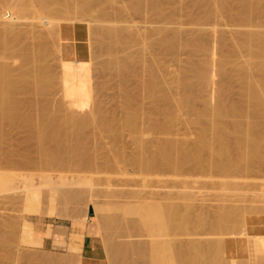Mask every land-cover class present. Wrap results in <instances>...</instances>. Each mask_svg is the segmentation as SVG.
Returning a JSON list of instances; mask_svg holds the SVG:
<instances>
[{
	"label": "rangeland",
	"instance_id": "374dc122",
	"mask_svg": "<svg viewBox=\"0 0 264 264\" xmlns=\"http://www.w3.org/2000/svg\"><path fill=\"white\" fill-rule=\"evenodd\" d=\"M159 1H161V4L164 8L163 15L151 11L148 14V16H143L139 13L134 12L133 10H129L126 12L123 19L117 20V23L123 25H131V28L137 26L143 32H146L151 27H155V26L156 27L164 26L170 29L175 28L176 30L179 29L178 31L181 30L183 34H185L184 39L186 41L183 40L185 42H188V40L201 33L207 35L209 33L208 31H210L211 33L212 31L220 30L224 34L225 37L224 42L217 41L213 45L214 48L217 47L215 48L216 51L219 50L217 52L218 54L221 52L219 55H223L222 51H224V53H226L227 51L230 52L233 50L234 47H236L234 49L238 50L237 53L243 51V53L238 54L240 58L237 55L239 61L241 59L244 61L246 58L251 60L252 57V55L250 54L251 52L244 50L243 47L242 49H239V47H237V42H236L238 40L234 39L236 33L238 35V32L241 30L242 27L240 25L243 22V20L239 18L240 16L237 13H235L237 12L236 9L238 10V8H236L235 6L236 5L238 6L240 4L239 0H229V5L230 7H232L231 10V12H233L232 14L224 12L221 13V15L216 14L214 16L207 15L208 9L218 8L219 4L216 3L214 0H181V1L159 0ZM12 2H14V0H10V1L0 0V15H4L2 18H0L1 21L10 22L9 19L13 16V14L12 11L8 12L5 6L7 7L9 3L13 4ZM125 2L128 3L129 0L116 1L115 5L118 6L123 5L125 4ZM263 2L264 1L261 0V4H263V6L261 5V7L263 8H261V11L257 15L254 23L245 27V29L259 30L263 33L264 36V3ZM106 3L108 2H105V4ZM111 5L113 8L111 7ZM106 6L109 7V11L111 13H115L116 10L119 8L118 6L116 7L114 6V2ZM175 7L176 8L179 7L180 11L178 12V14H175L174 17L168 16L169 14L174 15L172 12L177 10L175 9ZM96 13H98L97 9L93 11V14L96 15ZM236 14L238 16H236ZM30 21H31L30 19L29 20L22 19L21 21H18V23L20 24L22 22L21 24L22 29L19 26L18 29H20V32L17 31L18 32L17 34L22 35L21 38L27 40L31 48L38 49L41 47L44 40L42 38L40 39V37L37 35L39 34V32L41 33L45 30V25L43 26L40 24L34 27V25L29 24ZM134 23L136 25H132ZM74 24L77 25L78 31L80 32L79 42L82 43L84 46L82 47V54H83L82 57H80L81 54L77 52L75 53V52L63 50L62 53H60L61 55L63 54L62 55L63 59H62L60 58L61 55L58 56L59 53L57 54L54 52V54L57 55L55 56L54 54L51 55L52 53L51 52L49 54L50 56L48 55L47 57V64L50 67H52L51 69L55 71V73L58 76L57 80L59 81L60 80L63 81L62 77L64 76L71 77L74 80L78 79L81 73H83L82 76H85V78L83 77V84L87 87V91L88 89H90L92 93L91 91L87 92L86 89L83 88L80 89L81 87H79L77 83L71 84L68 88H66L65 87L66 85L62 87L64 84L61 85V83L58 81L60 85L59 84L57 85H59L61 88L58 87L57 88L60 89L61 91H64L66 89L64 94L66 93L67 95H65L66 96L65 97L64 94L61 93V91L59 90H57L56 92L54 91V94L56 93L55 96H59L60 94H63L64 97L62 96V98H65L64 99L65 105L63 106L64 109L62 111L67 112V114L63 112L62 115L64 116L72 115V113L74 114V116H79L80 115L78 114L79 111L86 110L87 108L95 114L94 115L95 119L93 118L92 121L86 127H84L81 132L84 136L83 147L88 154L85 156L87 158V156L90 155L88 158L90 160L94 158L93 160L95 164L92 167L83 166L82 164L80 165V163L78 162L79 161L78 157L73 158L71 153L69 154V152L66 153L67 154L66 157L65 155L63 157V160H65V162L62 161L61 164L57 163L58 165L55 164L54 166L52 165L40 166L32 163H25L23 158L24 154L31 153V155L33 156L38 155L37 149L39 143L36 140L31 139L30 129L28 128V126L24 124L21 125V123H18L15 124L14 126H9L8 128L6 127V130L4 129L5 131L4 137L2 140H0V264H109V263L110 264H126V263L127 264H134V263L136 264L137 263L138 264L140 263L141 264H196V263L206 264L205 262L209 264L208 262L209 260L211 264L212 263L215 264V262L217 263L218 261L220 262L219 264H224L225 262H226L225 264H229V263L231 264L232 261L230 262V260H232V258H234L232 264H236V262L237 264H256V263L264 264V255H262L264 254V245L262 246L260 245V244H264V238H263L264 237V209H263L264 208V163H263L264 160L261 159L260 162L261 164L259 163L260 164L259 166L256 165L257 167L255 169L253 168L252 169L253 171L252 170H250L251 172L247 171V174L246 171H244L245 174H238L242 178L240 176H237L236 174L237 172H236L234 175L237 177V179L240 178L241 181L240 180L238 181L242 182L243 184L241 183L242 184L241 185L239 182L234 181L233 184L237 182L235 186L232 184L234 187L228 186L227 188V186L221 183V179L224 178L223 177L224 175L220 172L218 173L216 172L217 174L214 173L213 179L212 176L210 175L204 176L202 173H199L198 175L195 174L197 177H200L199 180L202 181L200 182L198 181V183H195V186L193 188H190L191 190H193L192 191L194 194L193 197L195 199L193 200L194 203L192 202V205L193 204L194 205L193 207L191 206V208L185 207L186 206L185 202L187 201L189 202V200L181 198L182 195H180V192L185 191V188L184 189L183 187L181 188L180 187L181 185H179V183L177 182L176 184L174 181L171 180H169V182H165V180L163 179V178L171 179L174 174L172 173V171L169 172V170L171 169L166 168L165 166H161L164 169L159 167L157 173L155 171L154 173L152 172V174L154 175L158 174L157 176H153V178L156 177L154 178L156 181L153 179V181L150 183L152 185L149 184L150 186H147L148 185L147 182L146 185L147 187H146L144 184H142L143 182L141 179L143 178L142 176L144 175L150 178V176H152L151 172H147L148 174L146 175L144 174L146 172L142 173L140 169L138 170V168H136L133 164L131 165L128 161H126V159L132 157L133 154L137 152L138 147H137V143L135 142L131 134L129 127L125 126L123 122L125 119L124 118L125 106L123 105L124 101L122 102V100L124 99L125 91L122 89H124V84H128L126 85V88L130 86L129 90L131 88L136 89L137 81L139 82L138 77L140 75L143 77L144 76L148 77V73H147L148 71L146 70L147 67L142 62L141 63L139 62V64L137 63L138 65L136 67L137 70L135 69V73L139 72L137 73L139 76L138 77L135 76L137 74H135L133 71L134 74L131 72L133 76L131 73H129L127 76L124 75V78L123 76H121V74L115 71L116 69L114 70V72H113V68L105 69V67H103L104 66L103 60L104 59L107 60L108 58L106 59V56L107 57L109 56L107 54H103L102 52H100L102 46L101 44H99L98 39L96 37H93L91 34H89L86 23L74 22ZM23 28L25 31L23 30ZM40 29L43 31H41ZM33 30L35 32L37 31L38 34L36 33V35L33 36L32 35ZM239 36L240 35H238V37ZM60 37L64 38L61 35ZM238 37L236 38L238 39ZM48 40L50 39H47V43L49 42ZM51 41L52 40H50L48 45L53 48L52 46L53 43ZM262 41H264V39ZM87 47L90 50H92V53H90V55H89V49ZM263 47H264V42L261 48ZM229 48H231L232 50L231 49L229 50ZM190 49L192 48L190 47ZM190 49L189 48L184 49L180 54H178L179 60L176 59L177 57L175 56L171 57V54L169 56L164 55L165 57H162L163 54H161L160 56V53L156 46L152 47V50L149 49L153 51V53L155 54L157 53V58L156 56L155 58L158 59V61L160 59V62L162 63L160 64L162 66L160 64L159 65L161 68L164 67V70L162 69V72L164 71L163 76L165 75L163 78L167 79V81L164 82V84H166V88L168 85L167 91L170 88L173 91L172 93L173 94L175 93L174 94L175 96L177 95L176 97H179L180 94L184 92V90L180 88L178 81L180 77L179 75H182L181 74L182 70H184L183 74L185 70H187L188 73L193 72V71H189L195 65L194 62L191 60L195 61V59H199L202 57L200 55L202 54L201 52H198L197 54L194 53L196 56L191 55L193 53V49L192 51H190ZM93 50L95 51V53ZM260 51H261L260 55L256 58V60L257 61L261 60V63H263V65L260 63V66L262 65L261 67H263L264 54L262 53H264V48L263 50ZM65 53H67V55ZM83 56L88 60H90L91 66L89 69L88 66H84L85 59ZM193 56L195 58H193ZM58 57L60 58V60L62 59L63 62L58 60L59 59ZM101 57L104 59L102 60ZM174 57L175 59H173ZM12 63L14 68L16 67L18 68L20 62L16 61L15 64L14 62ZM212 65H211V69H213L212 70L213 72L215 71L214 75L216 77L218 76V79L220 80L222 77L218 75L217 72L219 71L218 67L215 66V64L213 65L214 67ZM260 66L259 68H261ZM81 67H85V71L84 68L81 69ZM189 67H191V69L188 70ZM78 68H80L79 69L81 71L80 74ZM233 69H235V71ZM256 69L257 68L255 67L254 71ZM262 69L264 70V67L260 69L261 72L260 70L257 69V72L254 73L255 77L258 74L256 79L258 77L261 78L263 76L262 74H261L262 76L259 75L260 73H264ZM70 70L73 71L74 73L71 72ZM236 70L237 67L236 68L230 67V69H228L229 74L221 79L222 84L228 87V90L226 92L229 94V96L228 94L225 93L226 94L225 97L227 96L225 99L227 101L234 100L236 102L237 101L239 102L244 99L240 95L242 91L241 90L242 86L240 85H243L241 84L243 82L242 81L243 72L241 71L239 72L240 69L237 71ZM115 72H117L118 74H116ZM73 74H75L74 75L75 77H72ZM126 80L128 81V83ZM62 88L65 89L62 90ZM132 89L131 91L134 90L133 92H135V89L133 90ZM85 93L86 95H84ZM209 93H211V90L208 88V90L205 89L203 95L207 96L209 95ZM88 97L89 99H87ZM198 99L195 101L194 110H192V108H188L189 110L187 108L178 110L176 104L173 103V105H175L173 106V109H175V111L178 110L179 112L178 111L175 112L176 118L174 119L176 121L172 120L170 122V120L167 119L168 117H166L167 115L165 116L163 113L159 114L161 112L155 114L156 111H153L154 104H156L155 102L149 99H147V101L146 99H143L142 102V98H141L140 104L142 103L141 105H143V103L145 102L143 106L145 108V112H149V114L152 112L151 114L154 113V117H155L154 118L152 117L153 115L152 116L150 115L152 118H148L147 116L148 113H147L146 115L147 117L145 118L147 120H145V123L143 124L144 127H147V123L149 122L151 123L153 119H157L155 121L158 123L161 121L160 124L165 123L166 120L168 122L169 120V122L172 124L171 125L169 123L170 128L168 131L165 132L160 130L158 126H156L158 128L157 130L155 126H154L155 127L154 130L153 128L150 129L152 131L144 130L142 134L143 139L147 142L149 141V143H152L158 140V138L157 140L156 139L154 140L155 137L160 136L161 138L162 137L168 139L171 138L173 140L175 139L178 141L182 139L183 141L190 143L192 147L195 146V143H197L199 139L198 133L200 131L202 123L201 121L196 122L198 119L195 121V118H197L196 117L197 114L194 115V113H196L195 111L197 108H198L197 110H200L203 109L205 106V105L203 106L204 100L200 98ZM23 108L26 109L27 107L23 106ZM23 108H22V112L24 113L25 110ZM22 112L20 113L22 114ZM100 117L105 118L104 120L108 119L114 121L113 131H102V128L98 124V119ZM158 119H160V121ZM261 124H262L261 128H263V132L262 130L261 132L264 137V116L262 118ZM117 133L119 134L116 135ZM117 147L122 150L124 155L122 156L118 155ZM263 149L261 150V153L264 151ZM206 157H208V154H206ZM119 158L122 159L123 162L118 164L116 163V160ZM261 158H264V156ZM20 159L22 160L20 161ZM75 159H78V161H75ZM56 168L57 169L60 168V169L57 170ZM244 172L241 171L240 173H244ZM160 176L161 178L162 177L163 178L161 179ZM159 178L161 180L158 181L157 179ZM136 181L137 183L139 182L140 184L139 183L137 184ZM212 181H216L217 185L215 182ZM236 185L240 187L238 188ZM196 188H197V192L195 191ZM262 190L263 193L261 192ZM171 193L172 196L174 195L173 197L171 196ZM37 194H41V195L43 194L42 195L44 197V198L42 197L43 201H37L35 199L38 196ZM48 194L50 195L49 199H48ZM92 194L93 196H91ZM176 194L180 195V198L176 196ZM86 195L87 196L90 195L88 199ZM167 196H168V200H167ZM90 197H92V200L89 199ZM45 198H47V200ZM169 199L170 202H174L177 205L179 204L178 208H180V210L178 213L179 215L177 214L178 215L177 217H174V215L176 216V213H174V215L169 213L168 217L167 215L165 217V215L163 216L157 214L152 215L144 212L145 208L148 207L149 204L159 201L166 202L165 200L169 202ZM138 200L139 201L142 200V203L139 202ZM225 203H227L228 205L226 204L225 206L224 205ZM246 205L248 208L246 207ZM184 207L186 209H184ZM181 208L184 209V211H182L183 215L181 212V210L183 209ZM130 209L133 210L134 212L129 211ZM139 209L141 213L139 212ZM190 209H192L193 211L192 210L190 211ZM89 210H90V215L88 212ZM185 210H189V211L186 212ZM199 214L201 217L199 216ZM204 215H206L207 218ZM130 216L131 217L134 216V217L131 218ZM135 216L138 217L137 219H139L140 221L137 219H133L135 218ZM173 217L176 218V220ZM179 217L180 219L178 220ZM201 218L202 219L204 218L203 220H205L206 222L203 221ZM131 220L133 222V225ZM133 220H135V222ZM125 221H127V223ZM57 222H64L71 228V230L69 231L70 236H69V241L67 242L68 243L67 246L51 249L45 246L44 242L43 245L38 246V245L30 244L28 243V241L25 242L26 238L22 240L24 238L23 229L25 225H28L30 228H33L34 230L37 231L50 230L51 234H48L46 236H51L53 232V225L57 224ZM178 222H180L181 224L180 223L177 224ZM195 222L196 225L198 224L199 225L198 226L194 225ZM138 223H142L140 225L145 227V229H143V227L141 228V226L138 225ZM16 224L17 225L19 224L18 227ZM178 225L181 226L179 227ZM193 226H195L196 228L195 227L193 228ZM75 227L80 228L82 232L75 231L76 230ZM141 229L144 230L146 233L144 231L142 232ZM208 231L211 233H209ZM86 233L95 234L96 236V241H95L96 249L93 251L91 255L92 257L90 258L85 256L82 248L84 236ZM257 235L260 236L258 237ZM147 237L148 240L150 239L149 241L146 239ZM106 240H107V244L105 243ZM194 241L196 244L194 243ZM202 241H205L207 245L204 242L203 244L200 243ZM175 242L178 243L179 246L175 244ZM211 242L214 245H211L212 244ZM173 243L175 244V247L173 246ZM184 243H186L187 245ZM190 243H192L193 246ZM208 243L210 244V246ZM135 244H137V246L139 245V247H137ZM183 245H185L186 247ZM257 245H259V247H257ZM115 246L116 247L118 246V248H116ZM182 246L184 251H181ZM178 247H180L179 248L180 250L178 249ZM191 247H193L192 249L195 252L194 251L192 252ZM194 248L196 250L198 249V251H196ZM210 248H212V250L214 251L212 252ZM120 250L122 252H120ZM129 250L130 253H133V255L135 256L131 254L130 255L131 258H130L129 255H127L126 253V251L128 252ZM133 250L134 252H137V254H134ZM209 250H211V252ZM124 251H125V256L122 255ZM233 251H235L236 253H234ZM114 252L115 253L120 252V253L117 255V253L115 254ZM198 252L199 254H197ZM230 252L233 253L235 256L232 257L233 254H230ZM180 253L183 255H181ZM211 253H213L214 255H212ZM256 253H258L257 255H259L258 256L259 258L256 257ZM107 254L109 255V257H107ZM201 255H204L203 260H201L202 259ZM224 255L227 256V257L225 256L226 259H224L225 258ZM208 256H210L209 258L214 257L211 258L212 261L211 259L208 258ZM220 257L223 258L221 259ZM120 258H122L123 260ZM135 258H137L136 261H134ZM206 258L209 260H207ZM217 258H219V260L215 261V259ZM139 259H141V261ZM132 260L134 262H132ZM182 260H184L183 263ZM256 260L259 262H257Z\"/></svg>",
	"mask_w": 264,
	"mask_h": 264
},
{
	"label": "bare ground",
	"instance_id": "6f19581e",
	"mask_svg": "<svg viewBox=\"0 0 264 264\" xmlns=\"http://www.w3.org/2000/svg\"><path fill=\"white\" fill-rule=\"evenodd\" d=\"M116 1H119V0H14V2H12L13 4L9 3V5L7 7L5 6V8L8 12L12 11L13 16L11 18L9 17L10 22H7V21L4 22V21L0 20V26H1L0 27V140H2L4 137V133H5L4 129L6 130V127L8 128L9 126H14L15 124L21 123V125L24 124V125L28 126V128L30 129L31 139L36 140L39 143V146L37 149L38 150L37 153L39 156L34 155L36 157L35 158L33 155H31V153L24 154L23 158H24L25 163H32V164L40 165V166H48V165L54 166L57 163L61 164L62 161L65 162V160H63V157H64V155L66 157V155H67L66 153L69 152V154L71 153L73 158L78 157L79 161H78V159H75V161H78L80 163V165L82 164L83 166H88V167L94 166V164H95V162L93 160L94 158L92 160H90V159H88L90 155L87 156V158L85 156L88 154H87V151L83 147L84 136L81 132H82L83 128L86 127L92 121L93 118L95 119V117H94L95 114L87 108L86 110L79 111V113H78V114H80L79 116H74L73 113H72V115H69V116L68 115H65V116L62 115V113L65 112V111H62L64 109L63 106L65 105V103H64L65 98H62V96H63L64 92L66 91V89L62 88V90L65 89L64 91H61L60 89H58V88H61L59 86L60 84L58 83L59 80H57L58 76L55 73V71L53 69H51L52 67H50L47 64V57L51 52H52L51 55L54 54V52H55L57 54L59 53L58 56H60L61 55L60 53H62L63 50H67V51H71V52H75V53L77 52V53L81 54L80 57H82V55H83L82 54V47H84V46L82 43L79 42L80 32L78 31L77 25L74 24V22H79V23L84 22L87 24L89 34H91L93 37H96L98 39L99 44H101L102 48H101L100 52H102L103 54H107L109 56V57L106 56V59L108 58L107 60H105L104 58L101 57L102 60L104 59L103 60V63H104L103 67H105V69H107V68L112 69L113 68V72L116 69L115 71H117L119 74H121V76H123V78H124V75L127 76L129 73H131V72L133 73V71L135 73V69L137 70L136 67L138 66L137 63L139 64V62L140 63L142 62L147 67L146 70L148 71L147 72L148 77L147 76L143 77L141 75H140L141 76L140 77L137 74V73H139L137 71H136L137 73H135V74H137L135 76L140 77V78L138 77L139 82L137 81V85H136L137 88L136 89L133 88V89H135V92H133L134 90L132 88L131 89L133 91H131V89L129 90L130 86L128 88H126V85H128V84H124V89H122L125 91V93H124L125 96H124V99L122 100V102L124 101V104L123 103L122 104L125 106V108H124V110H125L124 111V116H125L124 118L125 119L123 118L124 119L123 122H124L125 126L129 127L131 134H132L135 142L137 143V147H138L137 152L135 154H133L132 157H129L128 159H126V161H128L131 165L133 164L136 168H138V170L140 169L142 171V173L146 172L144 174L147 175L148 174L147 172H151V175H152V176H150V178L145 176L144 174H143L144 176L141 175L143 177L141 179L143 182L142 184H144L146 186L147 182H148L147 186L152 185L150 183L153 181L154 178H156V177L153 178V176L158 175V174L154 175V174H152V172L154 173V171H155L157 173L159 167L165 166L166 168L171 169V170H169V172L172 171V173H174L173 177L171 179H168V178L166 179L163 177L162 178L165 180V182H169V180H171V181H174L175 184H176V182L179 183V185H181L180 186L181 188L182 187H183V189L185 188V191H183V192L181 191L180 195H182L181 198L189 200V202L187 201L188 204H187V202H185L186 206L184 204V206L188 207V208H191V206L193 207L194 204L192 205V202H193V200H195L193 197V195H194L192 192L193 190H191L190 188H193L195 186V183H198V181L199 182L202 181V180H199L200 177H197L195 174L198 175L199 173H202L204 176L210 175V176H212V179H213V174L216 172L217 173L220 172L224 175V176L222 175L224 178L221 179V183L223 185L227 186V188H228V186L234 187L235 184L237 182H239L238 180L241 181L240 178L237 179V177L234 175L236 172H237L236 173L237 176H240L238 174H245L244 171H246V174H247V171L249 172L250 170H252L253 168L255 169L257 166H259L261 164L260 163L261 159L264 160V158H261L264 156V154H263L264 151L261 153V150L264 147L263 146L264 137L262 134L263 128H261L262 127L261 126L262 125L261 124L262 118L264 116V78H262V77H264V73L259 74L260 76L263 75L261 77L262 79L260 77H258L256 79L258 74L256 77L254 74L255 72H257V69L260 70L261 68L264 67V66L261 67L263 65V63H261V60L260 61L256 60V58L260 55V52H261L260 50H263V48H264V47L261 48V46L264 42V41H262L264 39L263 38L264 36H263V33L259 30L245 29V27L254 23L257 15L261 11V8H263V7H261V5L263 6V4H261V0H239L240 4L238 6L237 5L235 6L236 8H238V10L236 9L237 12H235V13H237L240 16L239 18L243 20V22L240 25L243 29L241 28V30L238 32V35H240L239 37L236 33L234 39L238 40L236 42H237V47H239V49H242V47H243L244 50L250 51L251 53L250 52L249 53L252 55V57L250 56L251 60L246 58L244 61L242 59L239 61V59H238V56H239L238 54L243 53V51L239 50L242 52L237 53L238 50L234 49V48H236L234 46H233L234 47L233 50L231 48H229V50L231 49L232 51H230V52L227 51L228 53L227 52L224 53V51H222L223 55H219L221 52L219 54L217 53L219 50L216 51L215 48H217V47H215V48L213 47L214 43H216L217 41L224 42V38H225L224 34L220 30L212 31L211 33H210V31H208L209 33L207 35L201 33L197 36H194L190 40H188V42H185L186 41L184 39L185 34H183V32L181 30L178 31L179 29L176 30L175 28L170 29V28H167L164 26H157V27L155 26V27H151L146 32H143L137 26L134 28H131V25L118 24L117 20L123 19L126 12L129 10H133L134 12L139 13L143 16H148V14L151 11L154 13H158V14L163 15L164 14V8L161 4V1H159V0H129L128 3L125 2V4L119 5V6L115 5ZM214 1L219 4L218 8L217 9H212V8L208 9L207 10L208 16H214L216 14L221 15V13H224V12H227L229 14L233 13V12H231L232 7H230V5H229V0H214ZM262 1H264V0H262ZM105 2H108V3L105 4ZM113 2H114L115 7L116 6L119 7L118 9L116 8L117 10L115 13H111L109 11V7L106 6V5H110V3H113ZM112 5H111V7H112ZM179 7L178 8L175 7V9H177V10L172 12L174 15L169 14L168 16L174 17L175 14H178V12L180 11ZM95 9L98 10V13H96V15L93 14V11ZM237 14H236V16H238ZM3 16L4 15H0V18H2ZM87 17H89V18H87ZM22 19H24V20L30 19L31 21L29 22V24L34 25V27L37 25H40V24L43 26L45 25V30H44V28H43L44 31L40 29L43 32H41V33L39 32V34L37 33V31L36 32L34 30L32 31L33 36H35L37 33L38 34L37 36H39L40 39L42 38L44 40V42L42 43L40 48H38V49L31 48L29 43L27 42V40L21 38L22 35L17 34L18 32H20V29H18V27L20 26V28H21V24H22V22L20 24V23H18V21H21ZM24 22H23V24H24ZM92 22H94V23H92ZM132 25H136V24L134 23ZM39 27H41V26H39ZM23 30H24V28H23ZM32 35H30V36H32ZM60 35L63 36L64 38L60 37ZM236 37H238V39ZM47 39L52 40L51 42L53 43V45H52L53 48L48 45L50 40H48L49 42L47 43ZM183 40H185V41H183ZM236 42H234V43H236ZM90 45H89V48H90ZM155 46L158 48L160 56H161V54H163L162 57H165L166 55L169 56L171 54V57L175 56V57H177L176 59H178V60H179L178 54H180L184 49H188V48L190 49V47L193 49V53L191 55H195L198 52H201L203 54V55L200 54L202 56L201 58L195 59V61L197 60L196 62L194 60L190 59L191 61L194 62L195 65L192 69H191V67H189L188 70L191 69L189 71H193V72L188 73V71L185 70V72L183 74L184 70H182V73H181L182 75H179L180 76L178 79L179 86L181 89L184 90V92L182 94H180L179 97H176L177 95L175 96L174 95L175 93L173 94L172 93L173 91L170 88H169V90H171V91H169V90L167 91L168 85L166 88V84H164V82L167 81V79L163 78L165 75L163 76L164 71L162 72V69L164 70V67L161 68L160 65L162 63L160 62V59H159V61H158V59H156L157 53L155 54V53H153V51H151L152 47H155ZM149 49H151V50H149ZM153 49H155V48H153ZM192 49H190V51H192ZM71 52H69V53H71ZM90 53H92V50L89 49V55H90ZM94 53H95V51H94ZM65 54L67 55V53H65ZM98 54H99V52H98ZM262 54H264V53H262ZM54 55L57 56L56 54H54ZM62 55L60 56V58L63 59ZM155 56H156V58H155ZM241 56H242V54H241ZM175 57L173 59H175ZM198 57H199V55H198ZM60 58L58 60H60ZM193 58H195V57L193 56ZM239 58H240V56H239ZM9 59H11V60H9ZM62 59L60 61L63 62ZM84 59H83L85 62V64L83 62L84 66H88V69H89L91 66L90 60H88L85 57H84ZM258 60H259V58H258ZM11 61L14 62V64L16 61H19L20 63L18 65V68L17 67L14 68L13 63ZM258 62H259V64H258ZM262 62H263V60H262ZM260 63L262 64L261 66H260ZM212 64L213 65L215 64V66L218 67V70H219V71H217L218 75L221 76L222 78L226 77L229 74L228 69H230V67H233V68L237 67V70L240 69L239 72L240 71L243 72V75H242V77H243L242 81L243 82L241 83L243 85H240V86H242L241 87L242 91H241L240 95L244 98V99L242 98L243 99L242 101H239V102L238 101L236 102L234 100L227 101L225 99L227 97V96L225 97V95L228 94L226 92L228 90V87H226L222 84V81H221L222 78L221 77H220L221 79L219 80L218 76L216 77L214 75L215 71L213 72L212 71L213 69H211ZM192 65H193V63H192ZM258 65L261 68H259ZM255 67L257 69L254 71ZM83 68L85 71V67H81V69H83ZM67 69H70V68H67ZM79 69L80 68H78V70ZM233 70L235 71V69H233ZM71 72H73V71H71ZM117 72H115V73L118 74ZM260 72H261V70H260ZM80 73H81V71L79 72V74ZM133 74H132V76H133ZM140 74H142V73H140ZM74 75L75 74H73L72 77H75ZM82 75H83V73H81L80 76L78 75L79 76V77L77 76L78 79H75V80L71 77H67V76L65 77L64 76V77H62L63 81L60 80L59 82L61 83V85L64 84L62 87H64L66 85L65 86L66 88H68L71 84L77 83L78 86L81 87L80 89L83 88V89H86V91H87V87L83 84V77L85 78V76H82ZM144 75H145V73H144ZM175 80H177V79H175ZM127 83H128V81H127ZM166 83H168V82H166ZM57 84H59V85H57ZM208 88L211 90V93H209V95H207V96H204L203 92L205 91V89L208 90ZM57 90L61 91V93H63V94H60L59 96H55L56 93L54 94V91L56 92ZM89 91H91V90L88 89L87 92H89ZM239 92H240V90H239ZM86 93L84 95H86ZM91 93H92V91H91ZM65 95H67V94L65 93L64 96ZM91 95H89V96H91ZM87 96H85V97H87ZM228 96H229V94H228ZM141 98H142V102H143V99H146V101H147V99H149V100L155 102L156 104L153 103L154 104L153 111H156L155 114H157L158 112H161L159 114L163 113L165 116L167 115L166 117H168L167 119H169L170 122L172 120H175L174 118H176V113H175L176 111H178L179 109H183V108H187V109L192 108V110H194L195 101L198 98L203 99L204 100L203 106L205 105L204 108L200 109V110H197L198 109L197 108L195 111L196 113H194V115L197 114L196 115L197 118H195V121L198 119L199 121L197 120L196 122L201 121V123H202L200 131L198 133L199 139H198V142L195 143V146L192 147V145H190V143H187V142L183 141L182 139H181L182 141L181 140L178 141L175 139L173 140L171 138L170 139L164 138V137L161 138L160 136L154 138V140L155 139L157 140V138H158V140L155 142L151 141L152 143H149V141L148 142L145 141L143 139V136H142L144 130L148 131L152 128L154 130L155 127L158 126L160 128V130L165 132V131L169 130L171 123L169 122V120H168V122L166 120L165 123L160 124V122H161L160 119H158L160 121L159 123L155 121L157 119H153V120L150 119V120H152V122L147 123V121H146L147 127H144L143 124L145 123V120H147L145 118L147 116H148V118L154 117V113L151 114L152 113L151 112L149 114V112H145V108L143 107L145 102L143 103V105H141L142 104V103L140 104ZM67 99H68V96H67ZM87 99H89V97ZM173 103L176 104V107L178 108V110L175 111V109H173V106H175V105H173ZM23 106H26L28 109L27 108L24 109L25 107L23 108ZM22 108L25 110L24 113L22 112ZM148 111H150V110H148ZM20 112H22V114ZM147 113H148V115H147ZM65 114H67V112H65ZM150 115L151 116L153 115V116L151 117ZM102 117H100L98 119V124L102 128V131H113V129H114V123L113 122L114 121H111L108 119L104 120L105 118H102ZM166 117H165V119H166ZM148 121H149V119H148ZM148 126H149V128H148ZM157 129L158 128L156 127V130ZM261 130H262V132H261ZM150 131H152V130H150ZM161 133H163V132H161ZM118 134L119 133H117L116 135H118ZM187 144H189V145H187ZM193 145H194V143H193ZM24 153H26V152H24ZM117 153L119 156L124 155L122 150L119 148L117 150ZM32 154H35V153H32ZM206 154H208V157H206ZM261 155H263V156H261ZM22 156H23V154H22ZM79 156H80V158H79ZM5 158H6V155H5ZM7 158H9V157H7ZM21 160L22 159H20V161ZM121 162H123V160L120 158L116 160V163H118V164ZM161 168H163V167H161ZM59 169H57V170H59ZM241 171H243L244 173H240ZM220 173H219V175H220ZM136 175H135V177H136ZM203 175H202V177H203ZM233 175L235 176V178L237 180L234 178ZM161 176H160V178H161ZM160 178L157 180L159 181L162 179V178L161 179ZM232 178H234V179H232ZM102 179H104V178H102ZM234 181H237V182H235V184H233ZM212 182H215L217 185L216 181H212ZM246 182H247V180H246ZM136 183H137V181H136ZM221 183H220V185H221ZM239 183L241 184L242 182H239ZM253 184H251V185H253ZM236 186L238 187V185H236ZM260 186H261V184H260ZM255 187H257V186H255ZM231 190H233V189H231ZM195 191L197 192V188ZM131 192H134V191H131ZM261 192L263 193V190ZM78 194H80V193H78ZM177 194H179V193H177ZM177 194H176V196H178L180 198V195H177ZM37 195L38 196L35 199L37 201H43L42 200L43 194L42 195L37 194ZM89 196H87V199ZM91 196H93V194ZM171 196H172V193H171ZM49 197H50V195L48 194V199H49ZM45 199L47 200V198H45ZM89 199L92 200V197H90ZM167 200H168V196H167ZM167 200H165L166 202L159 201V202L151 203L148 205V207L145 208V211H144V209H143V211L147 214H152V215L153 214L162 215V216L165 215V217H166V215L168 217L169 213H171L173 215H174V213H176V216L174 215V217H177L179 215L178 213L180 210V208H178L179 204L177 205L174 202H170V199H169V202H167ZM171 200H173V199H171ZM138 201H137V203H138ZM139 202L142 203V200H140ZM177 203H179V202H177ZM226 204L227 203H225L224 205L226 206ZM182 205H181V207H182ZM185 207H184V209H186ZM246 207H247V205H246ZM147 208H149V209H147ZM226 208H228V207H226ZM181 209H183V208H181ZM184 209L181 210V212L184 211ZM146 210H148L149 213ZM191 210L192 209H190V211ZM129 211H133V210L130 209ZM185 211L188 212L189 210H185ZM139 212H140V209H139ZM243 212H245V211H243ZM245 213H247V212H245ZM182 215H183V212H182ZM136 216L133 219H137L138 217H136ZM199 216H200V214H199ZM204 216L206 217V215H204ZM132 217H134V216H132ZM174 219L176 220V218H174ZM179 219H180V217L178 218V220ZM137 220H139V219H137ZM133 221L135 222V220H133ZM203 221H205V220H203ZM125 222L127 223V221H125ZM128 222H130V221H128ZM131 222H132V220H131ZM179 223L180 222H178L177 224H179ZM140 224H142V223H138V225H140ZM18 225H17V227H18ZM132 225H133V222H132ZM194 225H196V222ZM198 225H196V226H198ZM242 225H243V222H242ZM128 226H131V225H128ZM178 226L180 227L181 225H178ZM203 226H205V225H203ZM245 226H246V223H245ZM142 227L143 226H141V228ZM194 227L195 226H193V228ZM75 228H76L75 231L82 232V230H80V228H78V227H75ZM143 229H145V227H143ZM206 230H208V229H206ZM143 231L144 230H142V232ZM209 233H211V232H209ZM48 234H51L50 230L37 231V230H34L33 228H30L28 225H25V227L23 229L24 238L22 240H24L26 238L25 242L28 241V243H30V244L41 246V245H43L44 237ZM245 234H246V232H245ZM23 235H22V237H23ZM254 237H256V236H254ZM105 239H106V237H105ZM146 239L148 240V237ZM257 239H259V238H257ZM172 240H173V238H172ZM181 240H182V238H181ZM112 241H113V239H112ZM187 241H188V239H187ZM258 241H261V240H258ZM203 242L205 243V241H202L200 243L203 244ZM105 243L107 244V240ZM186 243H184V244H186ZM194 243H195V241H194ZM175 244H177L179 246L178 243L175 242ZM175 244L173 243L174 247H175ZM190 244L192 245V243H190ZM135 245L137 246V244H135ZM198 245H200V244H198ZM211 245H214V244L212 243ZM260 245L262 246L264 244H260ZM119 246H121V245H119ZM150 246H151V244H150ZM183 246H185V245H183ZM183 246H182L181 251H184ZM209 246H210V244H209ZM137 247H139V245ZM257 247H259V245H257ZM116 248H118V246ZM121 248H124V247H121ZM179 248L180 247H178V249ZM192 248L193 247H191V249ZM210 249L212 250V248H210ZM216 249H215V251H216ZM200 250H199V252H200ZM207 250H208V247H207ZM211 250H209V251L211 252ZM227 250H229V249H227ZM193 251L194 250L192 249V252ZM196 251H198V249ZM213 251L214 250H212V252ZM237 251H238V249H237ZM120 252H122V251L120 250ZM133 252H134V250H133ZM199 252L197 254H199ZM233 252L236 253L235 251H233ZM119 253H117V255ZM126 253H127V255H129V257L131 254L133 255V253H130V250L128 252L126 251ZM216 253H217V251H216ZM109 254H111V253H109ZM134 254H137V252H134ZM140 254H138V255H140ZM178 254H179V252H178ZM178 254H177V256H178ZM184 254H185V252H184ZM211 254L214 255L213 253H211ZM230 254H233V253L230 252ZM257 254L258 253H256V257L259 256ZM122 255L125 256V251L122 253ZM181 255H183V254H181ZM204 255H201L202 256L201 260H203ZM215 255H217V254H215ZM262 255H264V254H262ZM262 255H260V256H262ZM133 256H135V255H133ZM225 256L226 255H224V257ZM233 256H235V255L233 254L232 257ZM107 257H109L108 254H107ZM190 257H192V256H190ZM209 257L210 256H208V258ZM226 257L224 259H226ZM110 258H109V261H110ZM211 258H214V257H211ZM211 258H209V259H211ZM120 259H122V258H120ZM136 259L137 258H135L134 261H136ZM209 259H207V260H209ZM233 259L234 258H232V260H230V262L232 261L231 264L233 263ZM139 260L141 261V259H139ZM216 260H219V258L215 259V261ZM134 261L132 260V262H134ZM183 261L184 260H182V263H183ZM211 261H212V259H211ZM208 262H209V264H211L210 260ZM234 262H236V261H234ZM257 262H259V261H257ZM205 263L207 264V262H205ZM217 263L219 264L220 262L218 261ZM217 263L215 262V264H217ZM227 263H228V261H227ZM134 264H136V263H134ZM236 264H237V262H236Z\"/></svg>",
	"mask_w": 264,
	"mask_h": 264
},
{
	"label": "crops",
	"instance_id": "0c3cea01",
	"mask_svg": "<svg viewBox=\"0 0 264 264\" xmlns=\"http://www.w3.org/2000/svg\"><path fill=\"white\" fill-rule=\"evenodd\" d=\"M88 212L90 215V210ZM70 230L71 228L66 223L57 222V224L53 225L52 235L44 237L45 246L51 249L67 246L68 245L67 242L69 241V236H70L69 233ZM95 241H96L95 234H88V233L85 234L82 248L85 256H87L88 258L92 257L91 255L93 251L96 249Z\"/></svg>",
	"mask_w": 264,
	"mask_h": 264
}]
</instances>
